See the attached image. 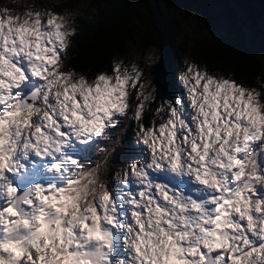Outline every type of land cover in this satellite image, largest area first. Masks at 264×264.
I'll return each instance as SVG.
<instances>
[{
	"label": "snow or ice",
	"instance_id": "1",
	"mask_svg": "<svg viewBox=\"0 0 264 264\" xmlns=\"http://www.w3.org/2000/svg\"><path fill=\"white\" fill-rule=\"evenodd\" d=\"M75 22L0 11V264H264V82L188 63L154 107L139 64L65 63Z\"/></svg>",
	"mask_w": 264,
	"mask_h": 264
},
{
	"label": "trees",
	"instance_id": "2",
	"mask_svg": "<svg viewBox=\"0 0 264 264\" xmlns=\"http://www.w3.org/2000/svg\"><path fill=\"white\" fill-rule=\"evenodd\" d=\"M212 1L224 5L227 13L232 12L228 0ZM253 4L264 10V0H245L241 10L250 20H255L256 6ZM22 5L16 1H2L0 11ZM54 7L58 11L70 10L72 2L54 3ZM168 10L182 17L191 15L202 28L216 24L213 13L209 12V0H100L93 13L75 17L76 35L65 63L78 72L92 75L106 70L113 58L123 57L128 45L133 44L142 51L154 49L158 54L157 61L144 68L146 77L156 89L159 98L156 103L175 100L180 85V59L185 53L191 63L209 72L229 75L245 84L264 82V46L258 50L245 34L240 36L232 32L228 39L210 36L194 39L184 50L176 42L179 28L167 15ZM124 123L128 124L127 121ZM132 135L133 130L129 127L125 140ZM123 150L121 146L120 151Z\"/></svg>",
	"mask_w": 264,
	"mask_h": 264
},
{
	"label": "rangeland",
	"instance_id": "3",
	"mask_svg": "<svg viewBox=\"0 0 264 264\" xmlns=\"http://www.w3.org/2000/svg\"><path fill=\"white\" fill-rule=\"evenodd\" d=\"M2 1H5V2H8V1L15 2L16 1V2L23 4L21 7H15V9L13 10H10L11 6L7 8L11 11L12 14L22 12L25 10L26 7L32 6L35 3V0H0V2ZM71 2H72V9L67 10V11L71 12L74 17L78 15L86 14V13H93L97 5L100 4V0L98 1L97 0H71ZM228 2L230 4L233 2V0H228ZM44 3L50 4L47 6L49 8H53L56 10V7H54V3L63 4V3H66V0H44ZM253 5L256 6L255 4ZM231 10L232 12H237V11L242 12L241 9H236V8H231ZM60 11H65V10H60ZM200 12L203 13L202 10ZM209 12L213 13L216 19V24L213 27L202 28V26L198 24L191 15L182 17L171 10L167 11V15L172 17L178 25L180 35L176 36V42L184 50H187V46H189L194 39H198L204 36H210L214 39H228L232 37L233 33L225 30L220 24V19L222 15L227 13L225 6L215 1L209 0ZM254 15H255V20H250L244 15V18L246 21V28H245L244 34L246 38L251 43H253V46L257 48L258 50H260V48L264 46L262 44L264 42V10L256 6ZM205 16L206 15H204V17ZM153 54H156L158 57V54L154 49L149 48V49L142 51L139 47L131 44L127 46L126 54L123 57H120V59H124L126 62L136 63V64H139L141 67H145L149 63H151ZM187 56L188 55L185 53L184 55H182L180 59L181 73L186 69L187 64L191 63V61L189 60ZM152 87L154 88L153 85ZM183 91L184 89L182 85L180 84L179 87L177 88L176 97L181 95ZM159 105L160 103L157 102L156 106H159Z\"/></svg>",
	"mask_w": 264,
	"mask_h": 264
}]
</instances>
